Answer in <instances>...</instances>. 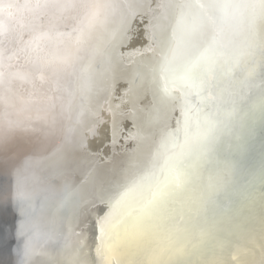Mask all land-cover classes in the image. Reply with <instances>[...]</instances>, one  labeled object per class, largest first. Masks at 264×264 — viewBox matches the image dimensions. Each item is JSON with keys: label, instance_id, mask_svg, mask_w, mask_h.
I'll list each match as a JSON object with an SVG mask.
<instances>
[{"label": "snow or ice", "instance_id": "1", "mask_svg": "<svg viewBox=\"0 0 264 264\" xmlns=\"http://www.w3.org/2000/svg\"><path fill=\"white\" fill-rule=\"evenodd\" d=\"M260 5L243 38L225 27L224 14L246 5L184 0L166 28L137 31L121 46L128 67L96 151L121 144L123 156L97 175L49 264H206L191 257L205 238L226 232L230 215L231 178L215 148L231 132L238 100L264 110ZM232 262L247 264L236 254Z\"/></svg>", "mask_w": 264, "mask_h": 264}, {"label": "bare ground", "instance_id": "2", "mask_svg": "<svg viewBox=\"0 0 264 264\" xmlns=\"http://www.w3.org/2000/svg\"><path fill=\"white\" fill-rule=\"evenodd\" d=\"M251 2L253 0L245 8L248 9ZM3 15L6 14L0 11L1 37L12 33ZM7 16L15 17L14 14ZM164 28L166 25L160 30ZM63 73L54 74L55 82L64 84L67 78ZM9 74L0 77V183L10 179L13 188L22 184L24 192L29 185L38 194L37 198L50 200L65 209L64 219L70 224L72 213L88 203L84 197L92 193L97 175L122 159L123 148L117 144L115 149L109 145L103 154L96 151L103 137L104 114L97 117L95 112H90L81 118L76 103L69 104L61 91L30 82V78L23 85H15ZM107 74L98 77L94 74L93 90L91 86L83 88L85 94L80 92L77 100L102 89L105 81L107 86ZM93 99L88 108L94 105L97 112L102 99ZM102 109L110 117L109 103ZM214 159L230 174V193L226 201L230 215L223 224L226 232L216 239L205 238L191 257L194 262L206 264L228 262L227 258L221 259L224 257L221 255H229V258L238 255L240 249L234 239L243 236V232L250 244L261 238L263 218L255 224L254 211H264V110H253L247 99L238 100L231 132L217 144ZM30 198H34L31 191ZM72 202L78 205L77 209H71ZM29 232L24 231V240L30 245L35 261L49 264L54 250L64 246L66 237L53 235L57 234L54 231L53 234L37 231L33 226ZM36 237L43 241L39 243Z\"/></svg>", "mask_w": 264, "mask_h": 264}, {"label": "water", "instance_id": "3", "mask_svg": "<svg viewBox=\"0 0 264 264\" xmlns=\"http://www.w3.org/2000/svg\"><path fill=\"white\" fill-rule=\"evenodd\" d=\"M249 1L235 0L236 3L244 5ZM28 2L31 7L25 13L18 8V0H0V11L6 14L3 15L6 18L3 21L12 29L11 34L0 36V77L10 72L9 79L15 85H23L22 83L30 78V82L47 85L50 90L61 91L69 104L76 103L78 116L81 118L90 112H95L97 117L104 114V128L109 117L102 108H106L113 89L117 87L116 81L128 67L127 57L124 58L125 62H120L121 46L126 44L129 38L135 37L137 31H144L146 28L151 36L154 30L160 31L162 25L167 27L170 17L179 15L178 6L183 4L184 0ZM260 7V0H253L248 9H230L224 14L225 27L238 38H243L248 28L247 20L258 14ZM10 14L15 17L8 18L7 15ZM28 70L30 73H27ZM61 72H64L67 78L64 84L54 80V74ZM94 74L95 77L107 74L108 85L105 86V81L102 89L77 100L76 96L80 95L83 88L91 86L93 90L95 83L91 85V81L95 78ZM93 98L102 99V105L100 104L97 112L94 105L92 109L88 108ZM102 140L104 136L97 145H100ZM13 187L10 179L0 183V216L7 220L6 224L0 225V264H46L38 259L35 261L30 245L24 240V231L30 233V226H33L37 231L45 230L51 234L54 231L57 234L53 235L66 237L65 233L70 225L64 219L66 211L50 200L37 198L38 194L34 189H30L29 185L26 192L23 191L22 184ZM30 191L34 198H30ZM70 206L71 209L78 208L74 202ZM254 212L255 224H259V219L263 218L261 238H264V211ZM26 226L28 229H25ZM245 233L234 239L236 247L240 249L238 258H245L247 264H261L264 259L260 250L261 238L250 244L247 242L248 238L244 237ZM36 239L39 243L43 241L40 237ZM245 250L248 254L244 257ZM221 256H224L221 259H228L226 264H233L229 255Z\"/></svg>", "mask_w": 264, "mask_h": 264}, {"label": "clouds", "instance_id": "4", "mask_svg": "<svg viewBox=\"0 0 264 264\" xmlns=\"http://www.w3.org/2000/svg\"><path fill=\"white\" fill-rule=\"evenodd\" d=\"M17 6H18V8L23 10L25 13L31 7V5L29 4L28 0H18V5Z\"/></svg>", "mask_w": 264, "mask_h": 264}]
</instances>
